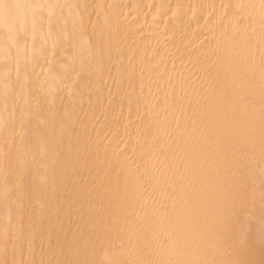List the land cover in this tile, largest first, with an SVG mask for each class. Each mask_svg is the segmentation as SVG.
<instances>
[{"label":"bare ground","instance_id":"obj_1","mask_svg":"<svg viewBox=\"0 0 264 264\" xmlns=\"http://www.w3.org/2000/svg\"><path fill=\"white\" fill-rule=\"evenodd\" d=\"M61 2L75 7L54 11L51 26H39L34 39L27 25L18 70L15 62L7 77L0 70V112L6 94L16 97L10 112L3 113L4 119L16 124L15 139L19 140V122L27 103L36 117L32 121V145L39 148L46 144L50 150L49 171L37 178V183L46 185V195L32 201L24 218L25 232L29 230L28 216H33L31 227L37 233L32 257L37 264L41 259L62 258L57 251L58 236L60 241L67 236L87 242L93 223L98 228L110 223L103 208L97 209L93 223H87V208L81 209L79 202L70 207V199L75 196L76 185L88 183L91 187L105 161L118 159L128 182L120 188L121 198L128 197L124 230L138 242L130 244L127 238L113 234L107 246L97 250L98 260L103 264H175L177 260L195 259L214 264L226 259L222 248L227 244L216 235L205 195L209 179L197 180L203 163L201 138L193 131L188 105L197 94L205 97V89L209 103L214 99L212 88L232 90L229 60L237 61L234 68L242 59L253 60L259 78L264 53L262 0ZM100 36L106 55L97 64L91 57L98 50ZM81 50L89 55L87 72L79 70ZM3 63L0 54V69ZM213 63L228 70L229 76L219 80L208 77L203 68ZM78 72L80 78L73 83ZM236 87L241 89V97L247 94L238 79ZM254 95V106L250 108L241 99L234 109V132L241 144L247 145L246 151L230 156L221 171L225 179L248 187L258 207V172L251 177L243 169L247 157L258 166L264 162L259 142L258 87ZM249 111L255 121L251 125L254 143L249 142ZM62 123L70 124L64 132L59 131ZM45 130H50L46 136ZM77 134L83 140L78 147L73 141L69 153L67 136ZM4 135L0 130V162ZM84 142L88 143L87 151ZM88 151H98V157L80 159ZM69 156L73 159L65 165ZM218 167V161L207 165L209 170ZM3 219L0 212V222ZM15 222L13 218L11 223ZM42 231L47 239L40 236ZM177 249L183 255H178ZM23 258L28 259L27 242ZM256 259H260L259 254Z\"/></svg>","mask_w":264,"mask_h":264},{"label":"snow or ice","instance_id":"obj_2","mask_svg":"<svg viewBox=\"0 0 264 264\" xmlns=\"http://www.w3.org/2000/svg\"><path fill=\"white\" fill-rule=\"evenodd\" d=\"M66 7H75L62 3L61 0H0V54L3 56L2 70L7 77L10 73V65L15 62L19 68L22 53L21 41L26 36V26L30 25L34 34L39 26L47 23L52 24L54 11L61 12ZM252 7H255L254 5ZM264 9V0L260 5ZM45 13L47 15H45ZM264 23V21H262ZM66 41V44H70ZM97 51L91 57L97 64L101 63L106 55V46L103 36L97 40ZM79 55V70L87 72L89 67V55L81 50ZM231 69L232 90L224 87L212 88L213 101L209 103L206 99L208 90L205 89V97L199 96L195 101L189 102L192 115L189 118L193 131L200 136V147L202 149L203 163L200 166V174L197 180L205 176L209 179L208 191L210 211L213 213V227L216 235L227 244L225 251L227 258L216 261L214 264H264V162L259 166L256 161L247 157L243 162L245 173L256 177L258 172L259 206L257 207L254 194H250L248 187L234 179H225L221 169L229 163V157L239 151H246L247 145L241 144L238 135L234 132L236 127L234 117L235 105L247 102L250 106L257 103L254 95L255 89L259 88V119L260 133L259 142L262 154H264V53L261 54L259 64V78H257V66L253 60L242 59L238 67L235 59L229 60ZM203 71L213 79L227 78L229 71L219 63L206 65ZM79 72L74 77L73 83L79 80ZM237 79L245 86L243 89L247 94L241 97V89L236 87ZM22 90L27 93L26 86ZM200 99H205L201 104ZM15 95L6 94L3 98V112H0V130L5 132L2 162H0V212L3 213V222H0V264H37L32 257L33 242L37 233L32 229L33 216H28L29 230L25 232L24 218L27 215L28 206L34 199H42L46 195V185L37 183V178L46 175L49 171L48 161L50 150L46 144L39 148L32 145L33 132L32 123L35 119L34 113L29 105L25 103L19 122V140L15 139L16 124L11 119H4V112H10V104L14 105ZM181 104V108H182ZM249 117V142H255V132L251 125L255 123L252 111ZM27 126V131L25 127ZM70 124L62 123L59 131L64 132ZM50 130H45L44 136ZM83 138L80 135L67 136L66 144L69 153L73 149V141L78 147ZM85 143V150L88 143ZM215 146V150L212 148ZM58 154V153H57ZM98 157V151H88L87 156L81 155L80 159L91 160ZM73 159L66 157L65 165ZM218 161L219 167L209 170V162ZM76 165L73 164V168ZM215 177L213 180L212 178ZM122 183L126 186L122 162L117 160L105 161V168L97 172L91 182L81 183L74 187V198L71 204L79 202L81 209L87 208L88 221L93 223L98 208H103L110 218V223L97 227L93 223L89 231L87 242L83 239H68L67 236L60 241L58 248L62 258H52L47 261L41 259L39 264H103L96 258L97 250H103L109 243L113 234L121 239L127 238L129 243H136L133 236L124 230L127 216L124 214L127 195L122 199L120 188ZM254 188L255 185H252ZM127 193L128 189L125 188ZM105 201L107 203L105 204ZM15 219V224L11 223ZM40 236L48 238L45 232ZM28 244V259H24V243ZM178 255L183 252L177 249ZM259 254L260 259L256 256ZM17 257H20L19 259ZM145 264H162L158 261H145ZM175 264H207L205 261L195 259H181Z\"/></svg>","mask_w":264,"mask_h":264}]
</instances>
